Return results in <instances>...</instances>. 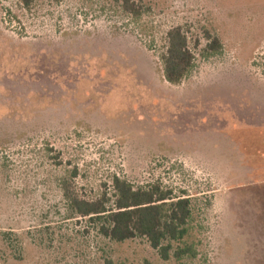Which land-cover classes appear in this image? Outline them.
<instances>
[{"label": "rangeland", "instance_id": "374dc122", "mask_svg": "<svg viewBox=\"0 0 264 264\" xmlns=\"http://www.w3.org/2000/svg\"><path fill=\"white\" fill-rule=\"evenodd\" d=\"M137 2L0 0V264H264V0ZM178 26L200 46L171 85ZM115 175L193 197L195 259L71 212L63 183L95 200Z\"/></svg>", "mask_w": 264, "mask_h": 264}, {"label": "trees", "instance_id": "16d2710c", "mask_svg": "<svg viewBox=\"0 0 264 264\" xmlns=\"http://www.w3.org/2000/svg\"><path fill=\"white\" fill-rule=\"evenodd\" d=\"M18 1L25 6L32 3V0ZM137 1L121 0L123 11L138 16ZM206 38L209 41L207 52L216 53L221 49L218 38L209 32ZM166 40V51L161 55L164 76L169 84L180 85L196 66L194 50L199 48L200 41H193L180 26L170 29ZM106 187L98 198L88 200L80 198L70 184H62L71 212L76 217L96 221L103 237L116 242L145 238L164 261L198 256L196 244L189 242L194 229L191 225L194 221L191 195L184 191L179 195L160 181L137 186L116 175L110 188Z\"/></svg>", "mask_w": 264, "mask_h": 264}]
</instances>
